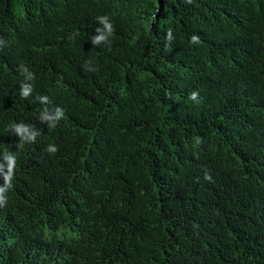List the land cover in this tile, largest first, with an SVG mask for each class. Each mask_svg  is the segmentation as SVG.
<instances>
[{
  "label": "trees",
  "instance_id": "1",
  "mask_svg": "<svg viewBox=\"0 0 264 264\" xmlns=\"http://www.w3.org/2000/svg\"><path fill=\"white\" fill-rule=\"evenodd\" d=\"M5 153L0 264H264V0H0Z\"/></svg>",
  "mask_w": 264,
  "mask_h": 264
},
{
  "label": "clouds",
  "instance_id": "2",
  "mask_svg": "<svg viewBox=\"0 0 264 264\" xmlns=\"http://www.w3.org/2000/svg\"><path fill=\"white\" fill-rule=\"evenodd\" d=\"M188 4H192L193 0H186ZM98 20L103 23L104 29L101 30L97 28L95 31L99 33L93 40V43L96 45H99L101 42H105L107 40V37H111L113 35L114 29L113 25L109 23V19L107 16L104 17H98ZM168 38L172 37L171 30H169L167 34ZM199 39L196 36L191 37V43L195 44L198 43ZM21 71L25 74V80L31 81L34 79L33 73L29 72L26 67L21 66ZM32 86L29 84H21L20 88V95L22 98H27L31 95L32 93ZM198 92H192L190 94V99L196 102L198 101ZM40 99H45L44 97H41ZM45 119L54 121L52 125H50L51 128H54L56 126L55 121L63 118V110L58 109L57 110V115L55 117L53 116H48L46 115L44 117ZM13 131L21 138L22 142H34L36 139V133H32L29 130V127L25 124H14L13 125ZM196 142L202 143L200 138H197ZM47 152L50 154H54L57 151V148L54 145H49L48 148L46 149ZM4 160L7 162V172L4 174V185L0 186V206H4L7 201V196L5 195L8 189L11 187V179L13 175V169L15 166V156L11 153H5L4 155ZM4 168V165H0V170ZM206 180H211V176L206 173L205 175Z\"/></svg>",
  "mask_w": 264,
  "mask_h": 264
},
{
  "label": "rangeland",
  "instance_id": "3",
  "mask_svg": "<svg viewBox=\"0 0 264 264\" xmlns=\"http://www.w3.org/2000/svg\"><path fill=\"white\" fill-rule=\"evenodd\" d=\"M57 235L60 237V236H61V233H60V232H58V233H57Z\"/></svg>",
  "mask_w": 264,
  "mask_h": 264
}]
</instances>
